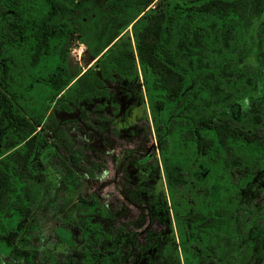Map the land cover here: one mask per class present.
<instances>
[{
  "label": "trees",
  "instance_id": "trees-1",
  "mask_svg": "<svg viewBox=\"0 0 264 264\" xmlns=\"http://www.w3.org/2000/svg\"><path fill=\"white\" fill-rule=\"evenodd\" d=\"M108 1L127 9V26L82 70L69 62L74 0H0V245L35 263L30 234L38 223L22 188L45 181L50 139L70 149L60 160L68 180L75 169L92 177L104 166L82 163L83 150L52 109L108 97L120 78L144 90L185 264H224V245L239 250L242 240L247 256L259 257L257 215L242 190L264 168V126L240 120L237 105L257 96L254 81L264 83L254 78L264 75V16L252 0ZM80 203L104 212L96 199ZM82 225L88 243L99 245L98 223ZM116 231L117 248L124 232ZM85 254L88 264H108L97 247Z\"/></svg>",
  "mask_w": 264,
  "mask_h": 264
},
{
  "label": "rangeland",
  "instance_id": "rangeland-1",
  "mask_svg": "<svg viewBox=\"0 0 264 264\" xmlns=\"http://www.w3.org/2000/svg\"><path fill=\"white\" fill-rule=\"evenodd\" d=\"M74 1L77 3L74 17L77 32L70 39L69 62L72 67L82 69L97 56L104 43H109L127 26L125 16L129 13L108 0ZM252 4L255 13L264 16V0H252ZM109 86L108 97L76 102L70 112L52 109L69 133L73 146L83 150L82 163L100 161L104 166L95 176L88 177L76 170L75 178L67 180L51 157L45 165V184L27 185L25 195L38 222L31 235L32 245L39 254L34 264H86L85 251L96 247L102 252L108 251V264H134L139 260L136 255L154 248L155 253L158 251L157 240L165 229V217L171 218V212L169 210L167 216L163 211L159 213L165 204L170 209V204L162 175L156 174L160 171L158 146L150 129L144 90L137 80L120 78ZM144 129H147L145 136ZM55 149L60 156L70 153L63 144ZM148 153H152V157L143 163ZM152 171H155L153 179ZM262 184L264 172L242 190V201L257 215L260 228L258 226L253 236H256L257 246L263 249L257 260L246 254L247 264H264ZM79 197L96 199L104 212L87 213ZM86 215L104 231L100 246L90 245L77 229ZM116 226L122 227L126 234L122 245L113 248L111 238ZM2 250L6 251L0 245V264H26L21 260L11 261Z\"/></svg>",
  "mask_w": 264,
  "mask_h": 264
},
{
  "label": "flooded vegetation",
  "instance_id": "flooded-vegetation-1",
  "mask_svg": "<svg viewBox=\"0 0 264 264\" xmlns=\"http://www.w3.org/2000/svg\"><path fill=\"white\" fill-rule=\"evenodd\" d=\"M254 78L255 79L256 78H260V79H263L264 80V75H262V74L261 75H256ZM253 85L255 86V91L257 93V96H252L251 94L245 96L244 99L242 100V102L239 105H237V110H238V112L240 114V120H242L243 122L247 123L250 120V118H252V119L256 120V122L259 123L261 126H264V83H261V81H260V83H256V81H254V84ZM146 106H147V113H148V116H149V122H150V125H151L150 129H151L152 135L154 136V132H153V129H152V123H151V119H150V112H149V108H148L147 101H146ZM61 124H62V122H61ZM64 129H65V127H64ZM65 131H66V129H65ZM67 134L69 135L68 132H67ZM146 134H147V129H144V136ZM47 136L49 138L52 137V135L49 134V133L47 134ZM71 142H72V140H71ZM154 142L156 143L155 136H154ZM49 143H50V146L48 147L47 150H45V152L47 153V155L45 156L44 163L46 165L47 160L51 159V157H54L55 160L58 163V167L60 169H62V167L60 165V160L61 159H64V158L67 159V156L70 153L68 155H65V156H60L59 152L55 149V147L58 146V145H62L63 143L58 142V140H52V138L50 139V142ZM64 146H66V145H64ZM72 146H73V144H72ZM66 148H68V147L66 146ZM75 148H78V147H75ZM158 156H159V149H158ZM151 157H152V153H148L146 155V158L144 159L143 163H145L146 161H149L151 159ZM159 164H160V166H159L160 167V171L157 170L156 171V174L158 172V174L160 175V177L162 175V178L164 180V183L166 184L164 168H163V165L161 163L160 156H159ZM76 170H80V169H75V172H76ZM80 171H82V170H80ZM44 172H45V176H46V166L44 168ZM62 172L64 174L63 169H62ZM154 172L155 171H152L151 179H153L155 177L154 176L155 175ZM263 172H264V168L257 169L255 171V173H254L253 179H255L260 173H263ZM64 176H65V174H64ZM65 178L67 179L66 176H65ZM45 182H46V177H45V181L42 184H45ZM29 183H39V181H38V179H36L34 181L28 182L26 184V186L22 188V192H23V195L25 196V198H26L25 188L27 187V185ZM261 188H264V184L261 185ZM80 198L81 197H79V200H78L79 202H80ZM27 201L31 205V203H30V201L28 199H27ZM80 205H81V203H80ZM81 207L87 213H91V214L92 213H97V212L99 213V211H97V212L96 211L95 212H90L86 208H84L82 205H81ZM31 208H32V205H31ZM169 210L171 212V209H169L166 206V204H165V206L159 211V213H161V211H163L164 216H167ZM34 215H35L34 214V210L32 208V217H35ZM165 218H166L165 229L162 232L161 236L157 240L158 247H159L157 253H155L156 250L154 248V249H151V250L149 249L148 251L143 252L141 255H136L137 258H139V260L136 259V262H134V264H185L184 256L182 254V249H181V247L179 245V243H180L179 242V238L176 235H175V237H176L175 238L174 235H173V232L175 231V225H174V220L172 218V212H171V218L170 217H165ZM84 219H90L93 222H96V221H94L92 219V217H88L87 215L84 218H81L80 223H79L77 229L85 237L84 232L82 230L83 229L82 228V226H83L82 225V222L84 221ZM98 225L101 227V225L99 223H98ZM37 227L30 234V240H31V235L34 233V231L37 229ZM117 227H120V226L114 227V229H113L114 235L113 236H115V234L117 232L116 231V228ZM101 229H102V227H101ZM102 231H103V229H102ZM123 232H124L123 236H125L126 232L124 231V229H123ZM123 236H122V238H123ZM102 239H103V236H102ZM102 239H101V242L103 241ZM244 244H245V240H242V244L239 245L241 247L239 250L238 249H234L235 247L232 246L230 243H227L226 245H224L223 251L220 252L222 254V256H223V259L220 258V261H224V264H247L246 263V250H245V248H243L244 247ZM100 245H101V243L98 246H100ZM253 246L255 248L254 249L255 250L254 251V254L257 253L258 256H259V254L261 253V251L258 250L257 244L254 243ZM97 248L100 249V247H97ZM113 248H116V247H113ZM100 251H101V249H100ZM113 251H115V249H113ZM4 253H6V255H9L11 261H13V262L14 261H20V260L14 259L7 251H4ZM104 253H106L105 256L108 258V255H109L108 251L107 252H104ZM234 255L235 256L237 255V256L235 257ZM38 256H39V254H38ZM257 259H258V257H256V260ZM254 260H255V258H254ZM85 262H86V264H88L87 261H86V257H85ZM132 264H133V262H132Z\"/></svg>",
  "mask_w": 264,
  "mask_h": 264
},
{
  "label": "crops",
  "instance_id": "crops-1",
  "mask_svg": "<svg viewBox=\"0 0 264 264\" xmlns=\"http://www.w3.org/2000/svg\"><path fill=\"white\" fill-rule=\"evenodd\" d=\"M96 57L97 56H94V58L90 61V63H87L86 64L87 65L86 68L94 62V60L96 59ZM86 68L84 67V68H82V70H85Z\"/></svg>",
  "mask_w": 264,
  "mask_h": 264
}]
</instances>
